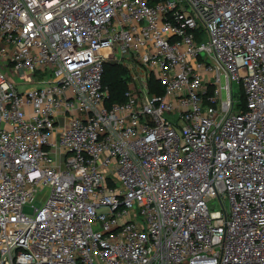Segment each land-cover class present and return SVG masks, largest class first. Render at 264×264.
Instances as JSON below:
<instances>
[{"label":"built area","instance_id":"1","mask_svg":"<svg viewBox=\"0 0 264 264\" xmlns=\"http://www.w3.org/2000/svg\"><path fill=\"white\" fill-rule=\"evenodd\" d=\"M0 264H264V0H0Z\"/></svg>","mask_w":264,"mask_h":264},{"label":"trees","instance_id":"2","mask_svg":"<svg viewBox=\"0 0 264 264\" xmlns=\"http://www.w3.org/2000/svg\"><path fill=\"white\" fill-rule=\"evenodd\" d=\"M102 83L109 92L108 104H120L125 101L128 73L123 67L115 63L105 64Z\"/></svg>","mask_w":264,"mask_h":264},{"label":"rangeland","instance_id":"3","mask_svg":"<svg viewBox=\"0 0 264 264\" xmlns=\"http://www.w3.org/2000/svg\"><path fill=\"white\" fill-rule=\"evenodd\" d=\"M197 34H198V37L200 38L199 43H206L207 42L208 39H207L206 34L204 33V30L199 31ZM11 81L13 83H15V84L17 83V79L16 78L11 79ZM30 88L31 87H28L27 85L26 86H20V87L18 86V90L19 91H24V90L30 89ZM232 88H233V92H234V98L237 99L238 101H240V103H243L244 102L243 101V96L241 94V90H240L239 84L233 83ZM48 196H49V189L48 188L42 189L36 195L34 206L35 207H39L40 205H42L45 202V200L48 198ZM224 204L227 207L228 206V201L225 200ZM209 207H210V210H212V211L221 210V206H220L218 201H213L209 205ZM30 212H31V210L29 208H24V213L25 214H29Z\"/></svg>","mask_w":264,"mask_h":264}]
</instances>
